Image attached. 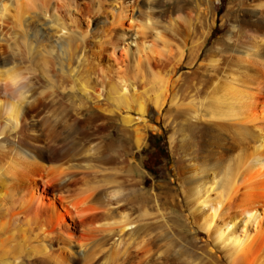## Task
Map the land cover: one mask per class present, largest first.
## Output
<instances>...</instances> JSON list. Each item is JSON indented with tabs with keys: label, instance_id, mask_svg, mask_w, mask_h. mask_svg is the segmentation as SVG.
Returning a JSON list of instances; mask_svg holds the SVG:
<instances>
[{
	"label": "rangeland",
	"instance_id": "374dc122",
	"mask_svg": "<svg viewBox=\"0 0 264 264\" xmlns=\"http://www.w3.org/2000/svg\"><path fill=\"white\" fill-rule=\"evenodd\" d=\"M156 2H158V5H155L156 10L151 12L152 16H150L151 13L149 16L159 28L165 27V29L163 27L165 31L161 30L165 38L170 39H168L170 52L167 54L171 56V62L174 61L173 58L178 59L176 67L179 84L177 83L176 86L175 99L179 103L170 106L165 104L161 112L157 113L151 103L152 95L146 96L145 122L137 118L139 114L132 106L134 104L127 109L114 105V100L109 93V84L116 79L117 72L122 76L123 72L127 81L130 78V81L133 79L132 84L135 90L141 91L142 86L148 84L146 81L142 82L140 76L133 74L132 58L130 56L126 58L123 49L119 48L109 55L111 49L105 42L109 37H114L115 31L128 27L127 23L122 28L112 24L109 10H112L111 8L115 12L128 10L133 14L136 25H139L146 19L144 18L146 17L144 0H50L48 2L36 0L33 6L22 10L21 20L12 8L4 15H1L0 11V66L16 64L26 69L32 75L33 85L31 95L26 103L22 104L19 120L21 124L28 123V127L26 125L24 130L14 128L10 124L2 127L0 145L4 147V150L0 148V158L2 159V154L3 156L15 154L18 148L24 149L27 142H32L38 147L39 154L43 153L53 158L48 164H55L70 176V182H66L61 187L57 186V183L43 185L41 180L35 179L42 199L34 203L29 208L31 210L25 209V213L18 217L17 223H21L24 234L19 233L20 231L13 234L8 232L0 237V242L6 240L0 243V264H55L56 261L52 256L59 254L62 244L55 237L50 236L47 239L43 232L34 229L33 226L37 223L32 222L35 225L26 226L23 223L24 215L30 214L29 216H32L33 220H38L39 223H41L39 219L42 222L46 218L54 220L57 214L64 213L66 210L70 212L69 201L78 194L81 197L92 194L90 204L96 200L97 205L95 204L94 207L99 205L95 210L96 216L106 222L110 220L105 224L108 228L104 225L96 228H112V230L114 228V231L109 230L108 233L99 230L96 231L98 236L95 234V237H91L90 230L84 229L79 219H71L66 215L70 225L64 224V229L72 232L80 240L85 239L83 243L85 245L87 241H90L88 245H83V249L81 248L82 255L79 254L77 246L69 253L71 254L69 264H103L104 262L106 264H230L223 252L213 245L205 229L192 221L188 209L189 201L185 196L188 193L187 176L193 171L191 160L197 166L200 164L199 166L204 167L209 164L220 175L219 167L229 160V155L235 154L239 149L235 136L231 133L221 134L214 124H230L229 126L234 127L240 124L235 125V122L229 119L212 118L209 114L210 118L204 110L197 111L199 120L197 118L193 120L190 116L196 110L187 108L188 106L185 107L186 105L181 103L187 102L191 95L194 100L199 99L202 95L201 88L204 86L208 88L213 78H216L215 74L223 78L236 62L235 58L243 56L242 51L248 39L245 40L246 38H240L241 36L234 34L231 40L224 38L218 50L215 49L214 41L228 32L234 17H242L245 7H241V10H236L234 13L227 12L229 0H214L210 6L213 9L212 15L214 14V18H211L202 0H156ZM243 2L247 5L244 12L256 3L254 0H243ZM40 3L41 5L43 3L44 7ZM160 3L167 6V9ZM85 10H88L87 14L84 13ZM104 17H107V20ZM210 21L213 23L210 24ZM169 22L176 24H168ZM135 23L134 26L137 27ZM207 25L210 29L208 28V34L205 37ZM134 26L132 30L125 28L127 42L132 41L131 52L135 47L133 40L137 44L147 40ZM145 32V36L151 40L149 29ZM69 38L73 39L69 41ZM197 41L199 44L200 41H204V45L198 51L196 59L191 61ZM97 45L100 48L97 49ZM189 53H192L191 56ZM210 56L219 58L216 64L214 61V64L206 61ZM167 62L164 61V63ZM151 65L157 69L155 63L152 62ZM169 65L171 64L167 63L164 70L168 69ZM126 69L130 71L129 77V72L128 75L125 74ZM223 72L225 74L222 77ZM145 76L146 79L149 78L147 71ZM81 80L84 81L82 82L84 86L81 85ZM161 80L159 82H162ZM3 111L0 110L1 116L4 115ZM127 113L137 120L124 125L120 115ZM145 124L153 125L155 129L146 127ZM135 126L139 127L144 137L142 145L138 148L133 132ZM252 127L253 125L250 124L246 126V128ZM230 141L235 143L231 144ZM231 145L235 146L227 151L226 148ZM6 151L9 152L6 153ZM16 205L0 206V223L9 222L11 213L20 210V206L17 203ZM91 205L93 206L94 203ZM117 212H122L124 215L126 213L127 219L131 222L124 231L117 229L120 226V219H118L120 217ZM106 214L113 216L109 218ZM114 215L115 218H113ZM117 220L118 223H116ZM47 224L46 226L51 229V223L48 224L49 226ZM31 227L34 229L32 232L28 230ZM82 236L87 238L81 239ZM41 242L47 247V254L50 256L52 254L51 258L38 249ZM116 245L119 254L111 259L109 254L112 247ZM250 255L245 264H254L256 261L255 249Z\"/></svg>",
	"mask_w": 264,
	"mask_h": 264
},
{
	"label": "bare ground",
	"instance_id": "6f19581e",
	"mask_svg": "<svg viewBox=\"0 0 264 264\" xmlns=\"http://www.w3.org/2000/svg\"><path fill=\"white\" fill-rule=\"evenodd\" d=\"M35 1L36 0H0L1 15L9 13L10 9L12 8V10H14V12L16 13L15 15L20 17L22 10L24 8L33 6ZM48 1H50V0H44V2H48ZM202 1L206 5L205 9L208 12V14L210 13L211 18H214V14L212 15L213 9L210 7L211 3L214 0H202ZM251 1H253V0H251ZM254 1L256 2V3L254 2L255 5L251 6L252 7L251 9H248L246 12H244L247 5H246V3L244 4L243 0H229V4L227 6V10H228L227 12L230 11V12L234 13L236 10H241V7L242 8L245 7L243 9V15L241 18L234 17L232 19V23L230 24L228 32L224 36L219 37L216 41H214V46L216 47L215 49L218 50L219 47L221 48L220 42L224 38H226L227 40H231L235 35H237L238 37L241 36L240 38H246L245 40L248 39L247 40L248 43H246L247 45L246 46L242 45V47L243 46L245 47V49L242 51L243 56H241V55L237 56V57L235 56L236 58L234 61H236V62L233 63V66H231L229 68V72H227L226 74L224 73V72H226L224 70V72L222 73V77L225 74L223 78H219L220 75L217 76V74H215L216 78L215 79L213 78L212 81L210 80L211 81L210 85L209 86L207 85L209 83L205 84L208 86V88L209 87L210 88L208 89L205 86L203 88H201L200 93L202 95L199 97V99L194 100L192 98V95H191L190 96L191 99L189 98L187 102L185 101V103H181V105L182 104L184 106L186 105L185 107L188 106L187 108L190 107V108H192V110L193 109L196 110V111H193V114L190 116V118H192V119L197 118V115H196L197 111L199 112V110H204L207 112L205 114H208V115L210 114L212 116V118L215 117L216 119H221V120L222 119H229L231 121H234L235 125L240 124V126H238V127L229 126L230 124H228V125L217 124V123L214 124V127L221 134H223V135H227L229 133L233 134L236 138V141L235 140L234 141L239 144V149L235 154H232L233 153L232 152L231 153L232 155H229V160H227L226 162L224 161L225 162V163H223L224 165L222 164L223 166L219 167L220 170L219 169L218 170H219V172H221V174H222V175L220 174L221 176L218 174V172L216 173V171H214V169L212 167H210L209 164L204 165V163H202L204 165V167L202 165L199 166L200 164L197 166V164H195V162L191 160L190 162L193 165V171H192V174L187 176L188 177L187 178L188 193L186 192L187 195L185 196L186 200L189 201L188 202V204H189L188 209L190 210V216L192 218V221H194V223H197L200 227L205 229V231L208 234V236L210 237L213 245L218 247V249H220L223 252L227 262L230 264H245V263H247L248 256L252 253V251L254 249L257 252V257H256V261L255 260H253V261L251 260V261L252 262L255 261L254 264H264V0H254ZM158 2H156V0H151V2H149V0H144V4L146 5L145 6L146 7V14H145L146 17H144V18H146V19L143 20L141 23H139V25H136V23H135L136 21L132 17L133 14H131V12H129L128 10L119 11V12H115L113 10V8H111L112 10H109L110 15H111V19L113 22L112 24H114L116 26L117 25L121 26V28H122L127 23L128 27H125V26L124 27L126 29L131 28L130 30H132V29H134L132 27L134 26V23H135V25L137 27H135V26L134 27L138 29V30L137 29L136 30L141 32L142 35H144V38L147 39L144 41L142 40L141 44H137L133 40L135 47H134V50L132 52L130 51V45H131L132 41L127 42V40H126L127 36H126L125 28H122L121 30H119L117 32L115 31L114 37L113 38L109 37V39L107 38L108 40L105 41V42H107L108 47L111 49V53L109 55H112L119 48L123 49V51H124L123 53H124L125 57L129 58V56H130V58H132L131 59L132 60V66H131L132 68L131 69L133 71L130 68H129V70H131L134 75H136V76L138 75L137 77L140 76L142 82L146 81V84H148V85H145L143 83L144 85L143 84L142 85L144 87L142 86L141 91H138L137 88H136L137 90H135V88L132 84L133 79L130 81V79H131L130 78V79H128L130 82L127 81L126 80L127 77L126 78L124 77V73L122 72L123 76L120 73V75H121L120 76L119 72H117V69H116L117 75L115 74L116 79L114 81L112 80L109 84L110 85L109 86V88H110L109 93H111L110 96L114 100V103H115L114 105H116V106L118 105L119 107L121 106V108L127 109V108H130L131 104H134L132 106L135 107L134 109L139 114L137 116V118L142 120L143 122L146 121V115H147V108H146L147 106H145L146 105L145 102L147 100V99L145 100L146 96L152 95V96H150V98L153 101V102L151 101V103H153V106H154L157 113L161 112V109L163 108V106L165 104H168L170 106V105H173V104L176 105V103H179L178 101L176 102V99H175L176 86H177L178 79H179V75L177 74L178 72H177V67H176V63H177L176 61H178V59L173 58L174 61L171 62V60H170L171 56L169 55V53L167 54V52H170L169 51L170 49L168 48V44L170 43V41L168 43L169 37H168V39H166L165 36L162 34V30L165 31L164 30L165 27L163 26L164 29L162 26L159 28V26L156 25L154 23V21H151V20H153V18L152 17H151L152 19L150 18V16H152L151 12L156 10L155 5ZM40 5H41V3H40ZM42 5H43V3H42ZM161 5L164 6L163 4H161ZM42 7H44V6H42ZM42 7H41V9H42ZM164 7H166V9H167V6H164ZM164 7L162 9H164ZM156 8H157V6H156ZM28 10H30V9H28ZM158 10L159 9H157V11ZM87 11L85 10L84 13H86ZM81 12H83V11H81ZM89 12H88V14H89ZM106 12L108 13V11H106ZM84 13H82V14H84ZM150 13H151V15H150ZM163 13H165V12H163ZM161 14H162V12H161ZM21 17H20V20H21ZM200 17H201V15H200ZM104 18H106L105 20H107V17H104ZM185 18H187V20H188V17L185 16ZM222 19H223V17H222ZM171 21H175V19L174 20L172 19ZM203 21H204V19H203ZM211 22L212 21H210V24H211ZM172 23L169 22L168 24H172ZM87 24H89V21H87ZM187 26H185V27H187ZM166 28H169V27H166ZM208 28H209V26L207 25V29H205L206 33L204 32L205 30L202 31L205 33L204 36L208 34L207 33ZM147 29H149L150 35L152 37L151 40H148L147 36H145V33H146L145 31ZM187 30H188V27H187ZM204 36L202 38H204ZM103 37L105 38V36H103ZM201 37L199 38L200 40H201ZM72 39L69 38V41ZM87 39H88V37H87ZM56 40H57V38H56ZM238 40L239 39H237V41ZM198 41H197L198 45H197V43L195 44L196 45L195 54L192 55L193 59H191L192 57L190 58L191 61H194L196 59L198 51L200 50L201 46L204 45L203 44L204 41L201 42L202 41L201 40L200 44ZM71 42H73V41H71ZM70 44H74V43H70ZM83 46H84V44H83ZM98 47L99 46L97 45V49H98ZM170 48H172V47L170 46ZM93 51H95V50H93ZM99 51H100V49H99ZM97 52H98V50H97ZM91 53H92V51H91ZM192 53H189V55ZM171 55H173V54H171ZM60 56H62V55H60ZM97 57H98V55H97ZM218 60H219V58H216V56H215V58L213 56H210L209 58L206 59L207 62L208 61H211V62L214 61L215 64H216V61H218ZM164 61L165 62L168 61L167 63L171 64V65H169V68L165 69V70H164V68H166L165 65L167 63H164ZM152 62L156 64L157 69H154L152 67V65H151ZM214 62H213V64H214ZM43 63H44V61H43ZM213 64H211V66ZM69 66H71V65H69ZM122 70L124 71V69H122ZM127 70L128 69H126V71ZM126 71H125V74L128 75V72H129V75H128V77H129L130 71H127V73H126ZM146 71L149 74L148 79H146V76H145ZM101 73H103V72H101ZM110 75H112V74H110ZM52 78H53V76H52ZM159 80H161L162 82H159ZM82 82L84 83V81L81 80V85L84 86L85 84H83ZM108 83H109V81H108ZM185 83H186V81H185ZM134 85H135V83H134ZM82 88L84 89V87H82ZM97 97H99V96H97ZM8 98L9 97H6V96L0 94V110H4L3 111L4 115L1 116V114H0V116H1V118H0V131H1V129H3L2 127L9 126V124L11 126H13L14 128H19L20 130H24L23 128L26 125L28 127V123L27 124L26 123L21 124L19 121L20 116H21V112H22V108H23L22 104L13 103L11 101V99L10 98L8 99ZM192 110H190V111H192ZM202 114L203 113H201V115ZM210 115H209V117L211 118ZM204 116H207V115H204ZM120 118H121L124 125H128L130 123H133V121L135 122L137 120L136 118L131 116L129 113H127L125 115H120ZM184 118H186V117L184 116ZM243 123H244V126H242ZM245 124L253 125V127L252 128H246L247 125L245 126ZM146 127L155 129L154 128L155 126L149 125V124H147ZM133 132L135 134L134 135L135 136V144L138 148L143 143V139H144V137H142L143 133H141L142 131L139 130L138 126H135L133 128ZM0 134H2V133H0ZM17 140H18V138H17ZM169 141H170V139H169ZM234 141H230V143L233 144V143H235ZM34 144L32 142L31 143L27 142L24 145V149L18 148L16 150L15 154L11 153V154H7L5 156H3V154H2V159L0 158V202L6 201L5 199L8 200L6 202L0 203V206H5V205L6 206H9V205L14 206V205H16V203L20 206L19 211H15V212L11 213V215H10L11 220L9 222L0 223V237L3 236L4 234L8 233V232H11L13 234L17 231L18 232L20 231L19 233L24 234V232H23L24 230L22 229V227L20 225L21 223L20 224L17 223L18 217L23 212L25 213V211H26L25 209L31 208L32 205H34V203H38L42 199V194L40 193L41 191L37 190L38 189L37 188L38 186L36 183L37 180H35V179L41 180L43 185H46V183L47 184L48 183L49 184L57 183V186H60V187H61V185L65 184L66 182H70L69 181L70 176L67 175L66 172L63 171V169H59V167L56 166L55 164H48V162H50L49 160H51L53 158L48 156V155H44L43 153L39 154V152L37 151L38 147H36ZM234 146L231 145L228 148H226V150L227 151L229 149L231 150V148ZM0 148L4 150V147L1 145H0ZM8 152L6 151V153H8ZM40 152H41V150H40ZM62 167H63V165H62ZM217 175H219L220 177ZM78 196H80V197H78ZM78 196H73L71 201H69L70 202L69 203L70 212L68 210H66L65 211L66 213L65 212L59 213L56 215L54 220L50 219V218L49 219L46 218V220L44 222H42V220L39 219V221L41 222V223H39L38 220H36V219L33 220L32 216H29L30 214L24 215V222L23 223H25L26 226H31V224L35 225L33 223H37L35 226H33V227H35L34 229H36L40 232H43L44 237H46V238L47 237L49 238L50 236L55 237L56 240L62 244L60 247L61 251L59 252V250H58L59 254H57V256L56 255L54 256L56 258H54L51 254L52 258L56 261V263H59V264L60 263H63V264L71 263V254H69V253L73 249L75 250V247L77 246L76 248L78 249L79 254H80V251L83 249V245H85V244H83V243H85L84 238H87V237L83 238V236H82L81 239H84V240H80L72 232H69L68 230L64 229V226H63L64 224H66L67 226L70 225V223L66 219V215L69 216L71 219L72 218L79 219V221L83 225L84 229L86 228V229L90 230L89 235L91 237L92 236L95 237L96 231L100 230V232H101V230H102V231L108 232L109 230L110 231L112 230V228L107 229L108 227L105 226V224L107 222H110V220H108L106 222V220L103 221L102 218H99L96 216L95 210L99 207V205L97 207H94L95 204L97 205L96 200L94 202H92V203H94L93 206L91 205L92 203L90 204L91 199H92L91 198L92 194L87 195V196L84 195V197H81V195L78 194ZM95 199H96V197H95ZM51 205H52V203H51ZM108 206H109V204H108ZM105 207H107V206H105ZM111 208H112V206H111ZM29 210H31V209H29ZM92 211H95V212L92 213ZM89 213H91V214L89 215ZM117 213H119L118 215L120 217V218H118V219H120L119 220L120 226L118 225L119 228H117V229H120L119 231H124L126 228H128L131 225V222H130V220L127 219L128 216L126 215V213H125V215L122 212H121L122 214L120 212H117ZM115 215L113 218H115ZM110 216L112 217L113 215L106 214V217L110 218ZM104 217H105V214H104ZM99 219H101V220H99ZM106 219H108V218H106ZM46 222L48 224L51 223V229H50V227L48 228L46 226V224H47ZM23 223H22V225H23ZM116 223H118V220ZM108 224H110V223H108ZM99 225H104L107 228L102 229V227H100L101 229H99V228L97 229L96 227ZM31 228H28V230L30 229L31 230V231L29 230L30 232H32V230L34 231V229L33 228L31 229ZM112 231H114V228ZM37 233L38 232H36V234ZM10 236H8V237L11 239L12 236L11 237ZM4 237H2V239H4ZM5 239H8V238L5 237ZM5 241L6 240H4V241L2 240L0 243H2V242L4 243ZM88 242H90V241H87L86 245L89 244ZM120 242H121V240H120ZM129 245H130V243H129ZM85 246H84V249H85ZM38 247H39L38 249H40V251L42 253H44V255L47 254V247L45 246V244L43 242H41ZM99 248H101V247H99ZM1 250H3V249H1ZM111 250H112L111 254H109V252H108V254L110 255L111 259H113L114 257H116L119 254V251H118L119 249H117V245H116V246H113ZM83 253H85V252H83ZM80 255H82V254H80ZM48 256L51 258V256L49 254H47V257ZM86 258H87V255H86ZM54 260H52V261H54ZM106 261H108V260H106ZM110 262H113V261H110Z\"/></svg>",
	"mask_w": 264,
	"mask_h": 264
},
{
	"label": "clouds",
	"instance_id": "9594fccd",
	"mask_svg": "<svg viewBox=\"0 0 264 264\" xmlns=\"http://www.w3.org/2000/svg\"><path fill=\"white\" fill-rule=\"evenodd\" d=\"M32 87V75L26 69L16 64L0 66V94L9 97L13 103H26Z\"/></svg>",
	"mask_w": 264,
	"mask_h": 264
}]
</instances>
